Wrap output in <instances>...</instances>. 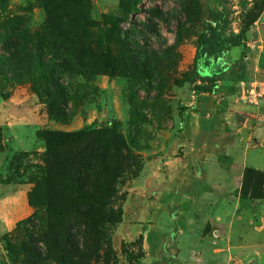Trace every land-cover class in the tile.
<instances>
[{
  "label": "rangeland",
  "instance_id": "obj_1",
  "mask_svg": "<svg viewBox=\"0 0 264 264\" xmlns=\"http://www.w3.org/2000/svg\"><path fill=\"white\" fill-rule=\"evenodd\" d=\"M79 1L80 5L68 4L91 19L92 36L86 39L87 44L112 50L117 57L116 75L83 74L77 63L71 70L60 71L71 115L68 121H58L48 114L42 90L35 91L44 81L37 79V54L42 50L36 44L39 36L44 40L52 36L46 11L49 0H0V197L20 188L27 192L31 207L20 210L18 216L26 219L1 236L0 264H127L125 249L129 246L124 244L135 242L140 235L144 257L138 264H147V236L159 231L165 235L168 262L185 264L184 257L194 259L180 250L177 212L169 214L173 219L163 228L158 227L151 202L163 195L168 184L164 165L167 151L172 149L171 155L175 152L183 158L185 138L194 132L197 116L219 118L225 113L217 99H209L206 107H201L203 94L194 92L199 83L197 37L209 22V12L223 7L232 12L231 28L235 32L243 21L250 24L246 48L242 47L236 60L227 54V70L214 93L243 87L244 101L255 103L264 97L259 92V86H264V0ZM64 3L61 0L60 4ZM78 36L79 31H73L69 51L76 47ZM243 51L244 78L239 79L242 69L230 65L241 58ZM65 56L63 52L60 57ZM45 57L55 61L51 52L46 51ZM102 128L120 134L136 158L116 183L117 195L110 206L116 222L107 224L103 234L95 235L99 248L94 252L92 244L84 240L87 227L77 220L78 214L61 211L62 217L70 219L67 227L72 229L82 253L72 254V261H48L42 241L49 231L48 203L40 192L33 194L36 181L42 190L47 186L42 173L46 168V134ZM261 155L263 152L251 153L248 165L264 170V160L259 162ZM241 185L242 180L239 195ZM250 236L258 238L254 232ZM259 238L264 241V231ZM253 246L260 253L258 264H264V244ZM249 251L254 255L256 249ZM238 257L235 253L233 264L241 263Z\"/></svg>",
  "mask_w": 264,
  "mask_h": 264
},
{
  "label": "trees",
  "instance_id": "obj_2",
  "mask_svg": "<svg viewBox=\"0 0 264 264\" xmlns=\"http://www.w3.org/2000/svg\"><path fill=\"white\" fill-rule=\"evenodd\" d=\"M69 1L81 4L79 0H65L64 4H60L61 0H49L46 11L52 36L45 40L39 36L36 44L37 49L42 50L37 54L40 69L37 79L44 81L35 91L40 93L42 90L47 100L48 114L58 121H68L71 115L66 88L60 81V71L71 70L77 63L83 74L109 73L115 76L117 65V57L109 47L100 50L96 44H87L86 39L92 36L89 27L91 19L71 8ZM231 25L232 12L229 8L209 12V22L197 37L196 75L199 83L194 86L196 95L213 94L226 73L227 54L234 47L246 48L250 24L243 21L237 32ZM73 31H79V36L75 41L76 47L69 51ZM180 32L181 28L178 29L177 41H180ZM46 51L52 53L55 61L45 57ZM63 52L67 57L62 59L60 56ZM244 55L243 51L241 58L230 65L242 69L238 74L239 79L244 78ZM46 148V168L42 173L47 186L42 190L36 181L33 191L35 196L40 192L48 203L49 231L42 239L47 248L46 260L72 261V254L82 251L78 242L74 241L72 229L67 227L70 219L62 217L61 211L78 214L77 220L87 227L84 240L89 241L94 247L93 251L97 252L99 241H95V235L103 234L107 224L116 222V214L110 208L117 195L116 183L124 173L129 172L136 158L130 154L121 135L112 128L71 133L48 131ZM240 196L243 200L264 199V171L250 167L244 170ZM71 223L76 221L72 220ZM142 239L140 235L135 242L124 244V247H137V250L125 249L127 264H138L144 257Z\"/></svg>",
  "mask_w": 264,
  "mask_h": 264
},
{
  "label": "crops",
  "instance_id": "obj_3",
  "mask_svg": "<svg viewBox=\"0 0 264 264\" xmlns=\"http://www.w3.org/2000/svg\"><path fill=\"white\" fill-rule=\"evenodd\" d=\"M241 49L232 48L231 58L236 60ZM263 91L264 86L260 85L259 92ZM244 96L243 87L203 94L201 107H206L205 101L217 99L224 115L219 118L197 116L194 132L185 138L183 158L175 152L171 155L172 149L164 156L168 184L163 195L151 202L152 214L157 220L156 226L163 228L173 219L169 214L177 212L180 250L194 259L188 261L184 257L185 264H217L218 261L233 264L235 253L239 255L240 264L252 259L258 264L260 253L253 245L264 244L259 238L264 231V200L241 199L239 184L247 167L256 169L248 165L249 155L264 154V97L248 103ZM260 159L262 164L264 155ZM10 192L0 197V238L26 219L18 216L20 210L31 208L27 192L20 188ZM214 231H218L217 234ZM252 232L258 235L257 239L250 236ZM164 239L160 231L147 236L150 244L147 264H177L168 262ZM251 248L256 249L254 255L249 251Z\"/></svg>",
  "mask_w": 264,
  "mask_h": 264
},
{
  "label": "water",
  "instance_id": "obj_4",
  "mask_svg": "<svg viewBox=\"0 0 264 264\" xmlns=\"http://www.w3.org/2000/svg\"><path fill=\"white\" fill-rule=\"evenodd\" d=\"M247 264H254V260L252 259V260L249 261Z\"/></svg>",
  "mask_w": 264,
  "mask_h": 264
},
{
  "label": "built area",
  "instance_id": "obj_5",
  "mask_svg": "<svg viewBox=\"0 0 264 264\" xmlns=\"http://www.w3.org/2000/svg\"><path fill=\"white\" fill-rule=\"evenodd\" d=\"M255 92H256L257 94H259V92H258L257 90H255ZM260 94H264V91H263V92H260Z\"/></svg>",
  "mask_w": 264,
  "mask_h": 264
}]
</instances>
